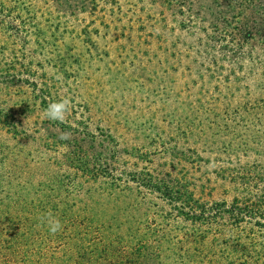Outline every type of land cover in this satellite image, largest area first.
<instances>
[{"label": "trees", "instance_id": "trees-1", "mask_svg": "<svg viewBox=\"0 0 264 264\" xmlns=\"http://www.w3.org/2000/svg\"><path fill=\"white\" fill-rule=\"evenodd\" d=\"M99 1L77 15L0 0V264H264V17L220 39L246 61L212 59L128 143L81 93ZM239 5L264 16L261 0ZM65 98V119H46Z\"/></svg>", "mask_w": 264, "mask_h": 264}, {"label": "rangeland", "instance_id": "rangeland-1", "mask_svg": "<svg viewBox=\"0 0 264 264\" xmlns=\"http://www.w3.org/2000/svg\"><path fill=\"white\" fill-rule=\"evenodd\" d=\"M51 1L63 13L79 15L90 8V0ZM240 2L100 0L96 19L100 63L81 90L96 121L106 119L104 126L117 127L123 141L133 143V128L162 120L169 112L162 104L168 97L178 99L170 103L180 106L184 88L196 73L210 67L212 59L225 68L246 61L236 36L227 39L234 43L228 56L220 50L225 29L236 35L243 24L244 29L262 26L264 16L257 10L242 13ZM86 25L93 32L90 19Z\"/></svg>", "mask_w": 264, "mask_h": 264}, {"label": "clouds", "instance_id": "clouds-1", "mask_svg": "<svg viewBox=\"0 0 264 264\" xmlns=\"http://www.w3.org/2000/svg\"><path fill=\"white\" fill-rule=\"evenodd\" d=\"M70 106L71 101L67 98L49 103L44 110V116L50 121H63L70 110ZM61 138L66 139L67 134L62 135ZM45 219L48 230L51 234H55L61 230L62 225L58 219L52 217L50 214Z\"/></svg>", "mask_w": 264, "mask_h": 264}]
</instances>
